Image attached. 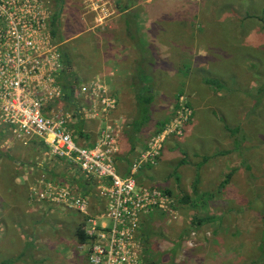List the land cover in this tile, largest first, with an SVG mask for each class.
I'll return each mask as SVG.
<instances>
[{"label":"rangeland","instance_id":"obj_1","mask_svg":"<svg viewBox=\"0 0 264 264\" xmlns=\"http://www.w3.org/2000/svg\"><path fill=\"white\" fill-rule=\"evenodd\" d=\"M191 1L198 4L191 7L192 12L174 20L159 15L181 10L177 1L155 0L142 11V21L146 26L150 22L149 37L156 34V25L162 26L158 35L164 39L165 66L154 75L158 110L154 113L168 122L158 153L146 160L141 154L155 132L151 127L144 129L141 146L122 176H134L142 167L156 168L149 176L160 184L149 182V186L165 193L167 203L165 210H156L141 221L136 245L139 255L144 256L145 246L162 264L171 259L182 264H264V249L260 256L259 247L264 246L260 243L264 237V100L252 112L247 97L264 76V26L256 18L264 0H249L247 5L244 0H226V5L221 4L224 0ZM42 3L48 12L47 28L51 13L58 10L56 37L51 36V41L77 70L94 49L93 36L112 30V19L123 0ZM215 49L217 59L212 58ZM201 74L220 77L228 89L211 92L201 83ZM74 78L72 94L83 118L102 120L90 126L93 142L105 129L115 134L112 161L118 173V161L134 154L120 141L123 119L106 117L116 108V97L100 76L85 80L75 73ZM91 81L98 83L104 96L114 99L113 107L97 117L87 116L88 97L79 93L80 86ZM71 107L64 99L50 103L48 110L60 108L72 114ZM225 126L239 127L235 140ZM36 143L22 145L0 131V264L21 251L23 255L11 264H84L90 239L86 235V241L78 243L73 232L86 217L72 208L37 200L31 187L43 177L65 186L86 198L91 215L101 212L103 201L95 187L80 193V183H73L77 168L44 154V147L38 150ZM39 163L43 169L35 171ZM125 164L122 161L121 170ZM181 193L190 197L189 203L180 201ZM193 217L211 220L194 226ZM142 231L147 234L144 241ZM26 243L32 248L25 251Z\"/></svg>","mask_w":264,"mask_h":264},{"label":"built area","instance_id":"obj_2","mask_svg":"<svg viewBox=\"0 0 264 264\" xmlns=\"http://www.w3.org/2000/svg\"><path fill=\"white\" fill-rule=\"evenodd\" d=\"M47 18L42 0H0V131L22 145L41 141L47 154L95 179L103 209L93 215L86 198L65 186L43 177L31 187L37 200L72 208L86 217L84 232L90 242L84 264H143L136 245L139 224L150 213L165 210L167 197L157 188L138 185L131 174L116 172L111 131H101L89 147L80 146L67 128L72 114L60 108L48 110L62 97L55 79L60 55L51 41ZM79 90L88 97L87 116L97 117L113 107L114 99L104 96L97 82ZM167 122L150 138L141 159L158 153Z\"/></svg>","mask_w":264,"mask_h":264},{"label":"crops","instance_id":"obj_3","mask_svg":"<svg viewBox=\"0 0 264 264\" xmlns=\"http://www.w3.org/2000/svg\"><path fill=\"white\" fill-rule=\"evenodd\" d=\"M146 3L147 2L144 3L143 0H140V2L134 3L129 7L123 5L119 6L120 8H117V13L112 19V30L106 34L100 32L97 36H93L94 49L92 50L91 55L87 56L82 67L79 66L77 70L76 68L72 67L73 73L75 72L79 78H83L85 80L90 79L93 76H100L104 78L109 91L116 97V108L111 110V113L106 115V117L108 119H123V128L120 133V141L123 143V146L127 148V151L131 150L134 154L132 155L131 153L132 156L130 159L128 158L122 160L124 163H126L124 165L125 170L120 169L119 166L122 165V161H118V169L120 172L118 169L117 171L121 175L127 174L129 163L132 157L137 153L138 147L141 146L142 141L139 140V137L145 131L144 129L149 127L154 129L155 122L162 121L156 115L158 110L155 107L156 95L154 93L155 88H153V100L151 102L149 117L150 120L145 123L137 133L130 137L131 140H128L126 137V135L128 136L126 132V122H128L135 113L133 91L135 88H137L135 84L139 82L138 77L141 73V70L144 68L145 74L147 76L148 74L151 75L154 85L156 82L155 74H158V72H160L165 66L164 39L160 40L158 35L159 28L161 29L162 26L156 25V34L149 37L147 26L150 22L148 20L146 26V22L142 21L141 18L142 11L147 8ZM128 10L134 12L133 19H131V15H129V18L128 15L125 16V13L128 12ZM159 16L162 17V15ZM126 18L129 20V31L131 32V37H129L125 32ZM132 20H134V22H132ZM54 37H56V35ZM61 43H63V41L58 42V44ZM148 55L151 56L154 62L152 69H150L148 65L144 67L143 61L148 59ZM99 118L94 120H86L82 116L81 122H77L71 116V119L68 123V130L70 131L75 143L81 146H90L93 143L95 135L94 130L91 129L90 126L100 124L101 119ZM38 143H40V146ZM38 143V150H40V147L44 146L40 141ZM43 153L46 154L45 147L43 148ZM125 157L126 155H124V158ZM41 164L42 163L37 164L38 167L35 169V171L43 169ZM154 171H156V168L142 167L133 177L136 183L139 185L149 186V182L160 184L158 183V180H154L149 176V174L153 173ZM76 172L77 174L73 178V183H81V186L77 187L80 193L85 192L87 190L86 188H89V186L86 185V183H88L86 181H89V184L93 183L91 188L95 187V179L90 177L84 178L78 170H76ZM142 174H144V176H142ZM137 178H139V181L136 180ZM160 186H162V184ZM87 193L89 194V192Z\"/></svg>","mask_w":264,"mask_h":264},{"label":"trees","instance_id":"obj_4","mask_svg":"<svg viewBox=\"0 0 264 264\" xmlns=\"http://www.w3.org/2000/svg\"><path fill=\"white\" fill-rule=\"evenodd\" d=\"M154 1L155 0H150L149 2L146 3V6L153 3ZM169 1H172V0H169ZM173 1H177V3H180L183 6V8L181 10H177L176 12H170L171 14L168 13L162 16V17L167 16L166 18H168V20H174V19H177L178 17H183L182 15L192 12L193 10L191 9L192 6L196 7L198 5L196 1H191V0H173ZM225 1L226 0L222 2V0H220V2H222L221 4L226 5ZM137 2H140V0H123L122 5L129 7L130 5L137 3ZM243 4L244 5L249 4V0H244ZM262 4L263 6L259 10V13L257 14L256 18L264 26V17L262 15V13H264V1L262 2ZM163 6L165 7L164 4ZM117 8H120V7L118 6ZM245 9L248 10L246 6H245ZM58 13H59L58 10L53 11L49 19L48 28H49L50 35L52 37L56 35ZM126 15H128V18H129V15H131L132 16L131 19H133L134 12L131 10H128V12L125 13V16ZM132 22H134V20H132ZM125 32L129 37H131V34H130L131 32L129 31V20H127V18L125 20ZM219 54L220 53H218V55ZM212 58L213 59L218 58L216 57V49L214 50V54H212ZM60 63H61V68L55 75L56 83L60 87V92H61V97H62L60 101H64L65 99L67 100V102H70V104L72 105L71 108L73 110L72 117L75 119V121L81 122L82 114L72 94L73 92L72 87L74 86L73 84L75 82L72 65L69 62L68 57L63 53V51H60ZM143 63H144V67L148 65L150 69H152V66L154 65V62L150 55H148V59L144 60ZM201 75H202L200 77L201 83L206 87V89L208 90L210 89L211 92L215 93L219 90L228 89V87L224 84L223 80L220 77L216 75H211V74L209 75L201 74ZM138 80L139 82L135 84L137 88H135V90L133 91L135 113L131 117V119L128 122H126V126H127L126 132L128 134V136L126 135V137L128 140H131L130 137L134 135L135 133H137L140 130V128L150 120L149 117H150L151 102L153 100L152 90L154 88L152 77L149 74L147 76L143 68V70H141V73L139 74ZM256 82L257 83L255 86L252 87V90L247 93V97H249L251 101L250 110L252 112L255 111L259 106H261V103L264 100V76H262L260 80H256ZM166 122H167L166 119L155 122L154 132L160 131ZM225 129L227 130L228 134L234 137V140H235L237 133H239V127L238 126H234V127L225 126ZM240 138L243 139L244 134L240 135ZM33 141L39 142L37 140H33ZM235 144H238L237 141H235ZM38 145L40 146V143H38ZM231 173L232 171L227 172L225 174L224 183L228 182L229 178L231 177ZM86 182H88L86 183V185L89 187L93 185V183L89 184V181H86ZM80 186H81V183H80ZM181 194H182V197L180 201L184 204L189 203L190 197L187 194H184V193H181ZM206 219H209V217H204L202 219L193 217L192 222L195 223L194 226H197L202 220H206ZM262 232L264 234V231ZM73 233L78 243H84L86 241V234L84 233V222L83 221L75 225ZM141 238L143 241L145 238H147L146 232L144 231L141 232ZM262 242H264V237H262V240L260 243ZM25 246H26L25 251L32 248V245L30 243H26ZM259 247L261 248L260 256H262L263 255L262 249H264V246L259 245ZM142 253L144 254V256H142L141 253L140 255L142 257L141 260L143 264H162L159 257H155V255H153L152 253L149 254V248L144 246L142 249ZM21 255H23L22 251L16 257L7 258L1 261V263L10 264L12 262L18 261V258ZM169 264H182V262L175 263L173 259H171Z\"/></svg>","mask_w":264,"mask_h":264}]
</instances>
